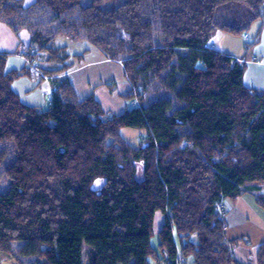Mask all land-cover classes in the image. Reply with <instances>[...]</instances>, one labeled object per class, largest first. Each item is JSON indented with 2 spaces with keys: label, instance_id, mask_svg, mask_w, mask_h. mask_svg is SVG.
Wrapping results in <instances>:
<instances>
[{
  "label": "trees",
  "instance_id": "obj_1",
  "mask_svg": "<svg viewBox=\"0 0 264 264\" xmlns=\"http://www.w3.org/2000/svg\"><path fill=\"white\" fill-rule=\"evenodd\" d=\"M263 16L264 0H0V23L29 35L26 60L63 62L49 46L63 35L119 64L127 85L124 110L104 118L57 77L63 66L42 74L49 106L29 107L11 85L33 72L4 71L0 52V252L84 264L86 245L85 264H240L224 214L264 183V92L212 41L247 39ZM122 128L144 134L131 146Z\"/></svg>",
  "mask_w": 264,
  "mask_h": 264
},
{
  "label": "rangeland",
  "instance_id": "obj_2",
  "mask_svg": "<svg viewBox=\"0 0 264 264\" xmlns=\"http://www.w3.org/2000/svg\"><path fill=\"white\" fill-rule=\"evenodd\" d=\"M31 1L32 0H24L25 4ZM218 35L219 34H217L214 38H216ZM27 46L20 39L18 46L15 48L13 52L11 51L3 52L8 55L5 60L4 71H7L8 66L11 67L12 65H13L12 68H18L19 65L16 59H12V58H19V60L20 59L22 60V61L20 60L21 62L20 65H22V68H20V70L27 67L33 72L31 75H22L19 78L27 77L37 82H42L43 80H45L46 82H48L47 84L51 88L52 80H48L47 78L42 76V74L53 75L56 77V75L53 74L55 71H58L60 68H63V66H68V70H66L62 74L59 73L57 77H62L61 79L69 78L71 83L74 85L77 93L80 94L88 93L89 96H91L99 103L102 109L103 108L108 109V111L105 112L104 114V118H109L114 115H118L117 111L113 109V102L110 99H107L104 92L105 90H107L110 93H113L120 89L123 92H119L118 95L120 100H122L121 96L122 94L125 93L122 85L123 86L126 85L123 72H121V79L123 80L122 85L120 80H118L119 79L118 77H116L112 73H109L106 65H104V70L102 69L95 70L97 72L91 75H83V74L79 75L78 73H73V75L69 77L66 75V73L75 72V70L80 66L86 67L88 64H91L95 61H99L98 59L106 60L103 53L100 50L92 47L86 41H82V40L75 41L70 39L69 37L60 35L54 38V40L50 43L49 46L56 50L58 49L61 50L64 53V55H66L63 62L56 60L48 61L44 57L46 56V54L44 53H40L36 58L30 59L29 61L28 58L26 60V58L22 56L24 55ZM14 71L17 70L15 69ZM151 100H152L151 98L147 99L146 104ZM49 103H50V94L47 97L46 104L42 107L47 108L49 106ZM143 134L144 131L141 129L122 128L120 130V135L122 136V138L131 146H136L138 136ZM101 183H102L101 181L97 182L96 185L98 188L100 187ZM255 186H260L262 188H260V190H255V191L253 190L254 194H258L260 196H263L264 198V183L255 184ZM7 189H8V183L5 178H2L0 182V194L5 193ZM247 195L248 194H245L244 196ZM233 207H235L237 214L241 212L243 218H239L235 215L236 220L233 225L228 226L226 222V226H227L226 240L228 242H231L234 248L244 247L254 253L259 246L264 245V215H263L264 213L262 214L261 213L262 211H256L257 213L254 212L252 208L249 207L248 203H246L245 199L237 200L236 202L231 203L230 208L233 209ZM161 221L162 219L157 216V219L154 223L155 231L161 226ZM157 241H158L157 236L156 234H154L151 238V245L155 247ZM19 246L20 244H17L15 247L18 248ZM86 253H87V246L83 245L82 262L84 264L86 263ZM231 253L232 256L234 257L233 252ZM256 259L257 258H255L252 254L248 260H250L253 264H259ZM238 262H240V260ZM19 263H20L19 260L14 256L6 255L0 252V264H19Z\"/></svg>",
  "mask_w": 264,
  "mask_h": 264
},
{
  "label": "crops",
  "instance_id": "obj_3",
  "mask_svg": "<svg viewBox=\"0 0 264 264\" xmlns=\"http://www.w3.org/2000/svg\"><path fill=\"white\" fill-rule=\"evenodd\" d=\"M246 35H247V39L231 36L228 34H219L216 38L213 39L212 46L216 50L227 54L228 56L234 58L235 60L243 64L244 67L243 83L247 88L264 92V16L258 19L257 21H255L254 23H252ZM20 39L26 44V46L29 45V35L26 32H20L16 36L5 24L0 23V52H5V51L13 52L15 48L18 46ZM12 59H16L19 66L18 68H12L13 65L11 67L8 66L7 71H12L15 69L17 71L20 70V68H22V65H20L21 59L20 60L19 58H12ZM98 60L99 61H95L91 64H88L86 67L80 66L75 70V72L72 73L69 72L66 73V75L68 77L72 76L73 73H78L79 75L82 74L91 75L97 72L95 70H100V69L104 70V65H106L109 73H112L116 77H118L119 78L118 80H120L122 85L123 82V80L121 79V72H123L122 67L119 64L111 62L109 60H101V59ZM67 79L70 81L69 78ZM47 83L48 82H46L45 80H43L42 82H37L34 81L33 79L23 77L14 80L12 82L11 89L18 96L20 102L23 103L24 105L29 107L43 108L42 106L46 104L47 97L51 93V88ZM122 87L124 91L127 90V85L125 86L122 85ZM119 92H123V91L119 89L113 93H110L107 90H105L104 92L107 99H110L113 102V109L116 110L118 114H120L124 110V103L119 98L118 95ZM77 95L80 98H86L89 96L88 93L87 94L77 93ZM103 111L107 112L108 109L103 108ZM253 187H255L256 190H260V188H262L260 186H253ZM252 193H253L252 195L251 193H249L247 196H244L245 195L244 194L241 197H238L234 202H236L237 200L245 199L246 203H248L249 207H251L254 212L262 211L261 213L263 214L264 208L256 203L257 201L256 197L260 195L254 194V192ZM235 215L239 218H243L241 212L237 214L235 207L231 209L229 206L228 209H226V213L224 214L225 224L227 222L228 226L233 225L236 220ZM156 219L157 217L155 218V221ZM161 225H162V221H161ZM160 228L161 226L156 231L154 230L155 233H157ZM259 248L260 246L257 248V250L254 253L244 247L234 248L232 246L231 249L236 261L240 260V262L237 261L238 263L253 264L248 259L252 254L256 258V254Z\"/></svg>",
  "mask_w": 264,
  "mask_h": 264
}]
</instances>
